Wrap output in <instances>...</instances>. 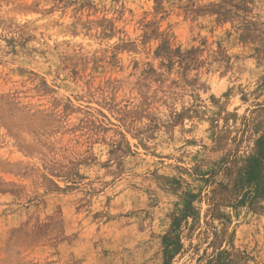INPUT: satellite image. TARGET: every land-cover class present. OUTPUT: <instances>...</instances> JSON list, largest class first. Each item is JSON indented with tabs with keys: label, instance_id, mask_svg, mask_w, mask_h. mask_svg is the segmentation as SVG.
<instances>
[{
	"label": "rangeland",
	"instance_id": "374dc122",
	"mask_svg": "<svg viewBox=\"0 0 264 264\" xmlns=\"http://www.w3.org/2000/svg\"><path fill=\"white\" fill-rule=\"evenodd\" d=\"M263 172L264 0H0V264H264Z\"/></svg>",
	"mask_w": 264,
	"mask_h": 264
},
{
	"label": "trees",
	"instance_id": "16d2710c",
	"mask_svg": "<svg viewBox=\"0 0 264 264\" xmlns=\"http://www.w3.org/2000/svg\"><path fill=\"white\" fill-rule=\"evenodd\" d=\"M262 177H263V179H260L259 180V189H261L262 187H263V185H264V182H263V180H264V172H263V174H262Z\"/></svg>",
	"mask_w": 264,
	"mask_h": 264
}]
</instances>
